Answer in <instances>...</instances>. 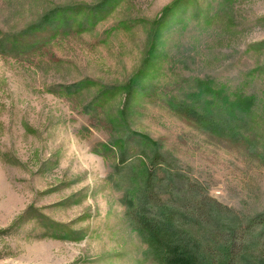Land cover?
<instances>
[{"label":"rangeland","instance_id":"374dc122","mask_svg":"<svg viewBox=\"0 0 264 264\" xmlns=\"http://www.w3.org/2000/svg\"><path fill=\"white\" fill-rule=\"evenodd\" d=\"M211 97L240 142L177 111ZM156 153L264 264V0H0V264H162L125 199Z\"/></svg>","mask_w":264,"mask_h":264},{"label":"trees","instance_id":"16d2710c","mask_svg":"<svg viewBox=\"0 0 264 264\" xmlns=\"http://www.w3.org/2000/svg\"><path fill=\"white\" fill-rule=\"evenodd\" d=\"M117 91V88L103 89L96 97L102 100ZM208 101L204 103L207 110L200 113L184 105L177 111L202 129L240 142L246 119L252 114H244L245 104L219 100L222 104L219 106L213 97ZM140 143L147 147L150 142L142 137ZM125 199L137 231L162 264H240L250 241H254L240 229H225L216 224L214 218L224 213V207L201 185L173 170L161 154H152L142 179L138 178V182L130 186ZM259 223L264 225L263 220ZM190 224L201 226L203 236L191 234Z\"/></svg>","mask_w":264,"mask_h":264}]
</instances>
